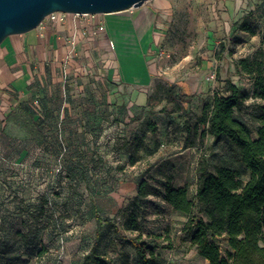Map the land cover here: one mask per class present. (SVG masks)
Here are the masks:
<instances>
[{
  "label": "rangeland",
  "instance_id": "374dc122",
  "mask_svg": "<svg viewBox=\"0 0 264 264\" xmlns=\"http://www.w3.org/2000/svg\"><path fill=\"white\" fill-rule=\"evenodd\" d=\"M170 2L169 11L160 10L164 34L147 57L162 79L143 115L73 136L50 161L39 148L23 154V141L10 138L0 122V264H84L99 229V250L118 264H143L132 235L158 245L159 264H210L191 243L188 217L164 200V183L188 184L194 199L201 168L235 165L250 174L226 140L213 142L202 117L215 94H227L234 84L249 95L237 115L258 135L254 118L263 101L254 96L257 74L237 63L249 57L264 75V0ZM118 17L107 16L109 36L120 63L129 67ZM35 33L30 44L38 41ZM57 35L53 31L56 46ZM143 56L138 64L146 68ZM143 179L155 192L137 208ZM200 209L197 204L193 214ZM132 210L138 214L135 231L123 227ZM215 240L225 256L231 250L226 236Z\"/></svg>",
  "mask_w": 264,
  "mask_h": 264
},
{
  "label": "crops",
  "instance_id": "0c3cea01",
  "mask_svg": "<svg viewBox=\"0 0 264 264\" xmlns=\"http://www.w3.org/2000/svg\"><path fill=\"white\" fill-rule=\"evenodd\" d=\"M149 2L99 16L108 24V15H119L129 67L118 59L109 24L107 33H97L94 20L73 14L64 23L46 19L36 28L38 41L33 44L31 30L3 41L0 122L10 138L23 141V154L39 148L50 161L63 153L73 136L87 135L97 125L122 124L150 109L152 91L162 78L147 57L164 34L159 18L165 7L160 0ZM53 31L58 33L57 46ZM142 56L146 68L139 65Z\"/></svg>",
  "mask_w": 264,
  "mask_h": 264
},
{
  "label": "trees",
  "instance_id": "16d2710c",
  "mask_svg": "<svg viewBox=\"0 0 264 264\" xmlns=\"http://www.w3.org/2000/svg\"><path fill=\"white\" fill-rule=\"evenodd\" d=\"M237 67L254 77V96L263 101L261 112L255 115L257 136L253 128L237 115L249 95L230 84L227 94L216 93L211 105L204 110L202 121L205 131L214 136L213 142L227 141L237 161L250 174L235 165L216 166L214 171L201 168L195 198L190 196L189 185L174 186L164 183L163 198L174 210L188 217L185 223L190 240L199 254L210 264H264V75L249 57L240 59ZM153 126H155L152 123ZM155 191L148 179L138 185L134 198L141 208L144 199ZM200 205L201 214L194 215ZM124 229L139 228L136 210L128 213ZM100 229L96 240L85 255L84 264H118L110 255L99 250ZM224 235L231 250L221 255L215 237ZM143 264H159L158 245L149 244L139 236H130Z\"/></svg>",
  "mask_w": 264,
  "mask_h": 264
},
{
  "label": "water",
  "instance_id": "95a60500",
  "mask_svg": "<svg viewBox=\"0 0 264 264\" xmlns=\"http://www.w3.org/2000/svg\"><path fill=\"white\" fill-rule=\"evenodd\" d=\"M148 0H0V45L10 35L37 28L54 12L111 14Z\"/></svg>",
  "mask_w": 264,
  "mask_h": 264
},
{
  "label": "built area",
  "instance_id": "2783aa9c",
  "mask_svg": "<svg viewBox=\"0 0 264 264\" xmlns=\"http://www.w3.org/2000/svg\"><path fill=\"white\" fill-rule=\"evenodd\" d=\"M69 14H73L77 17H85L89 18L90 20H94L95 22V27H96V32L97 33H107L108 32V24L103 18H99L102 15L105 14H91V13H65V12H54L49 14L45 19L41 22V24L46 20L50 19L51 21L54 22H61L64 23L67 19V16ZM110 46L113 48L115 46L113 40H109Z\"/></svg>",
  "mask_w": 264,
  "mask_h": 264
},
{
  "label": "bare ground",
  "instance_id": "6f19581e",
  "mask_svg": "<svg viewBox=\"0 0 264 264\" xmlns=\"http://www.w3.org/2000/svg\"><path fill=\"white\" fill-rule=\"evenodd\" d=\"M160 2L164 5V7H165V10L166 11H169V9H170V0H160Z\"/></svg>",
  "mask_w": 264,
  "mask_h": 264
}]
</instances>
